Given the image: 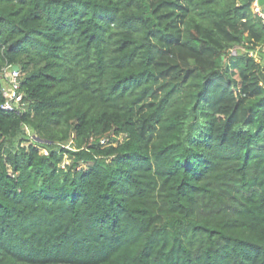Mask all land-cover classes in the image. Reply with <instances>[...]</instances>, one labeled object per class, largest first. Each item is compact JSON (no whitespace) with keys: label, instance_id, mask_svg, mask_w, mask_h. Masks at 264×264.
<instances>
[{"label":"trees","instance_id":"1","mask_svg":"<svg viewBox=\"0 0 264 264\" xmlns=\"http://www.w3.org/2000/svg\"><path fill=\"white\" fill-rule=\"evenodd\" d=\"M263 46L253 0H0V264H264Z\"/></svg>","mask_w":264,"mask_h":264},{"label":"built area","instance_id":"2","mask_svg":"<svg viewBox=\"0 0 264 264\" xmlns=\"http://www.w3.org/2000/svg\"><path fill=\"white\" fill-rule=\"evenodd\" d=\"M253 10L256 14L263 18L264 21V5H261L259 0H253ZM4 74L8 79V88L4 89L5 101L1 107L4 110L20 112L24 108L23 94L20 91L21 72L15 70L13 66H8L4 70ZM109 142L108 137L102 138V144L106 145ZM45 153H48L45 150Z\"/></svg>","mask_w":264,"mask_h":264},{"label":"rangeland","instance_id":"3","mask_svg":"<svg viewBox=\"0 0 264 264\" xmlns=\"http://www.w3.org/2000/svg\"><path fill=\"white\" fill-rule=\"evenodd\" d=\"M262 50L264 52V46H263ZM262 50L260 48H257L255 51L251 50V52H252V54L258 55V54L261 53ZM245 51H247V49L245 47H235V48L232 49V53H234V54H237L238 52H245ZM3 76L4 77L1 79L2 83L4 84L5 88H8V84H7V81H6L5 74ZM120 139H122V136L120 137ZM25 144H28V142H25Z\"/></svg>","mask_w":264,"mask_h":264},{"label":"water","instance_id":"4","mask_svg":"<svg viewBox=\"0 0 264 264\" xmlns=\"http://www.w3.org/2000/svg\"><path fill=\"white\" fill-rule=\"evenodd\" d=\"M259 2H260L261 5H264V0H259ZM13 68L15 70H19V66L18 65H14Z\"/></svg>","mask_w":264,"mask_h":264}]
</instances>
